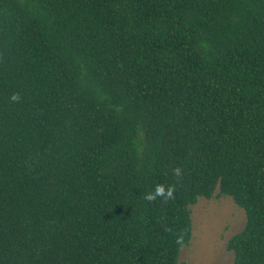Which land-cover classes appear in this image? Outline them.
<instances>
[{
  "label": "trees",
  "instance_id": "16d2710c",
  "mask_svg": "<svg viewBox=\"0 0 264 264\" xmlns=\"http://www.w3.org/2000/svg\"><path fill=\"white\" fill-rule=\"evenodd\" d=\"M214 194L264 264V0H0V264H176Z\"/></svg>",
  "mask_w": 264,
  "mask_h": 264
},
{
  "label": "rangeland",
  "instance_id": "374dc122",
  "mask_svg": "<svg viewBox=\"0 0 264 264\" xmlns=\"http://www.w3.org/2000/svg\"><path fill=\"white\" fill-rule=\"evenodd\" d=\"M190 218L191 237L181 247L176 264H232L225 242L242 228L243 211L229 197L214 194L197 199Z\"/></svg>",
  "mask_w": 264,
  "mask_h": 264
},
{
  "label": "clouds",
  "instance_id": "9594fccd",
  "mask_svg": "<svg viewBox=\"0 0 264 264\" xmlns=\"http://www.w3.org/2000/svg\"><path fill=\"white\" fill-rule=\"evenodd\" d=\"M11 100L18 102L20 100V96L18 93H13L11 95ZM174 176L179 180L182 178V169L180 168H174L173 169ZM174 191H175V185H167L164 184H156L153 191H150L145 194L144 199L152 202L155 201L157 198H162L164 201H167L169 199L174 198ZM184 241V234L179 233L176 235V243L182 244Z\"/></svg>",
  "mask_w": 264,
  "mask_h": 264
}]
</instances>
